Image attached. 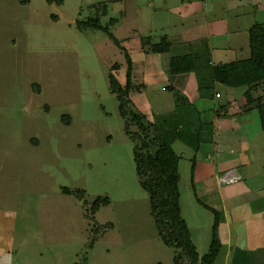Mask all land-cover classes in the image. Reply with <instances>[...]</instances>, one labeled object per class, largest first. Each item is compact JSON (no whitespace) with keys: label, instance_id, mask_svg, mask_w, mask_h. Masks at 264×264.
<instances>
[{"label":"rangeland","instance_id":"obj_1","mask_svg":"<svg viewBox=\"0 0 264 264\" xmlns=\"http://www.w3.org/2000/svg\"><path fill=\"white\" fill-rule=\"evenodd\" d=\"M165 1L167 12L160 0H133L139 9L130 12V0H0V207L16 210L18 224L35 225L43 217L58 253L64 252L58 264L173 263V250L161 242L148 194L139 185L134 143L125 133L127 122L131 133L138 127L121 118L108 80L113 75L125 85V53L132 47L151 52V43L194 22L181 24L188 10L177 7L181 0ZM252 4L255 21L264 22V0ZM96 18L119 46L106 33L79 25ZM212 21L209 16L206 23ZM217 30L200 45L221 50L223 27ZM132 74L131 68V79ZM250 95L243 110L264 103V85ZM133 98L127 112L142 113ZM234 126L240 130L228 133L232 139L259 138L254 129L261 120L254 109ZM172 148L180 157L183 215L193 229L187 204L195 153L179 141ZM194 187L201 203L220 211L214 184ZM98 198L106 205L93 210ZM199 220L206 229L209 220L201 215Z\"/></svg>","mask_w":264,"mask_h":264},{"label":"crops","instance_id":"obj_2","mask_svg":"<svg viewBox=\"0 0 264 264\" xmlns=\"http://www.w3.org/2000/svg\"><path fill=\"white\" fill-rule=\"evenodd\" d=\"M130 1V12L138 10L136 3ZM245 1L181 0L177 7L188 9L181 13H185L180 17L183 20L181 24L189 20L194 22L184 24L176 33L164 35L170 43L167 52L141 53L139 47H132L129 51L133 73L131 80L138 81L133 84H140L138 91L132 93L133 100L140 105V111L147 118L171 114L178 106L190 103L197 105L202 121L212 123L209 143H205L197 153L192 149L195 153L190 165L193 198L189 194L187 205L193 229L183 215L181 194L179 207L191 241L201 258L210 246L209 233L211 235L214 216L197 202L194 184H214L221 217L218 229L221 248L213 264H264V130L259 127L254 129L258 139L250 137L249 140L248 137L240 138L238 135L232 139L227 136L228 133L233 135L239 132L238 128L243 122L239 123V127L234 125L248 111L254 109L260 116L258 104L262 103L256 102V105L243 110V105L250 103V94L255 90L249 91L247 87L229 89L219 84L214 86L212 99H201L197 92L195 74L172 75L169 60L171 56L200 53L201 49L209 51L213 66L248 59V32L255 22V12L251 10L255 5L252 0H247V3ZM166 5L165 0H160L159 7L165 9V12L168 11ZM240 7L246 10L237 12ZM209 16L212 17V24H207ZM219 26L223 27V48L217 51L210 46L202 47L201 43L218 33ZM219 100H222L221 104L217 102ZM230 120L235 121L234 125ZM231 169L237 170L239 180L219 186L218 177ZM204 190L207 192L206 188ZM197 208L206 212L205 215ZM200 215L205 216L207 223L209 220L206 229L200 228ZM19 222L16 210L9 206L0 207V264H58L62 261L64 252L58 253L55 246L57 241L51 236L48 229L51 227L46 225L43 217L35 225L30 222L27 224L26 221L21 224ZM91 245L88 246L89 251L93 249ZM82 264L88 262L84 259Z\"/></svg>","mask_w":264,"mask_h":264},{"label":"trees","instance_id":"obj_3","mask_svg":"<svg viewBox=\"0 0 264 264\" xmlns=\"http://www.w3.org/2000/svg\"><path fill=\"white\" fill-rule=\"evenodd\" d=\"M79 25L106 33L114 45L119 46L117 39L107 28L100 26L97 18ZM248 34L250 51L248 59L213 66L209 51L204 49L200 53L171 56L170 73L195 74L197 92L201 99L213 98L215 84L229 89L241 87H247L249 91L257 89L264 85V22L255 21ZM150 47L151 53L162 54L169 50L170 43L162 37L159 42L151 43ZM125 59L128 65L125 85L121 86L113 75H109V88L116 97L121 118L124 120L129 118L130 122L138 127L137 132L131 133L127 122L125 133L134 143L136 175L140 187L148 194L150 215L158 236L164 246L173 250V264H213L221 248L218 233L220 213L197 199V202L214 216L208 252L199 258L188 227L180 215L179 157L172 148V144L179 141L193 149L195 153L199 152L205 143H209L212 123L202 121L197 109L190 103L178 106L171 114L154 115L151 120L137 111L128 113L129 97L138 91V87H134L132 83L131 59L126 53ZM258 106L260 128L264 130V103ZM106 202L96 199L92 205L93 210L100 205H106Z\"/></svg>","mask_w":264,"mask_h":264},{"label":"built area","instance_id":"obj_4","mask_svg":"<svg viewBox=\"0 0 264 264\" xmlns=\"http://www.w3.org/2000/svg\"><path fill=\"white\" fill-rule=\"evenodd\" d=\"M216 97H219V95L216 94ZM237 180H239V174H238L237 170L231 169V170H228V171L224 172L223 174H221L218 177L217 183L219 186H223V185L233 183Z\"/></svg>","mask_w":264,"mask_h":264}]
</instances>
